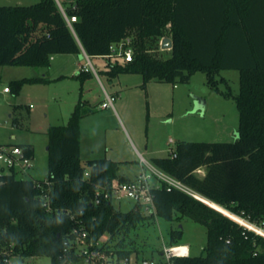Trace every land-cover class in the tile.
<instances>
[{"label":"trees","instance_id":"trees-1","mask_svg":"<svg viewBox=\"0 0 264 264\" xmlns=\"http://www.w3.org/2000/svg\"><path fill=\"white\" fill-rule=\"evenodd\" d=\"M62 7L56 0L30 5H0V66L48 67L56 54L90 57L110 54V46L130 38V62L109 59L103 71L110 79L141 74L151 80L188 82L204 72L216 91L222 70H238L240 90L233 97L239 111L238 138L233 142H190L176 145V157L153 158L158 168L180 179L207 199L264 228V0H74ZM66 16L77 20L68 24ZM169 25V31L166 27ZM170 37V56L160 41ZM92 75L82 70L83 82ZM22 78L11 89L19 93ZM222 81L227 82L222 77ZM93 111L84 100L76 104L66 125H52L48 135L46 179L18 178L15 170L0 173V255H45L63 264V238L82 219L94 240L120 255H130L122 239L110 241L126 227L150 217L168 221L183 217L207 227V244L199 256H178L172 264H264V237L247 230L220 211L178 189L152 188L155 212L144 214L135 205L127 212L110 201L93 203L96 188L111 181H129L118 172L121 162L109 158L81 159V119ZM17 118L12 120L17 126ZM6 145V144H1ZM33 157L31 145H21ZM204 167L203 176L196 171ZM7 170V171H6ZM86 173L88 174L86 176ZM51 183L49 207L38 183ZM182 227L172 229L170 245H178ZM162 252V251H161Z\"/></svg>","mask_w":264,"mask_h":264},{"label":"rangeland","instance_id":"rangeland-1","mask_svg":"<svg viewBox=\"0 0 264 264\" xmlns=\"http://www.w3.org/2000/svg\"><path fill=\"white\" fill-rule=\"evenodd\" d=\"M37 1L39 0H0V5H30ZM59 1L64 7L71 5L64 3V0ZM166 30L169 31V25ZM160 50L163 57L170 56L169 49L160 47ZM108 61V58L91 57V62L98 69L100 80L94 76L93 80L87 79L84 85L78 78L79 70L76 71L77 63L88 62L83 52L57 54L51 60L52 68L0 66V143L31 145L34 148L33 167L27 169L26 173H18V178L46 179L48 128L52 125H66L80 98H87L91 92L94 100L95 96L103 91L100 82L108 92L115 90L110 83L116 85L119 80L122 84L128 82L133 86L126 91H129L131 97L132 129L127 116L120 110L118 96L115 95V109L123 118L124 125L120 124V121L118 124L106 114H100L89 120L84 127L87 131L93 125V128L96 127L99 131L95 140L97 156H103L106 152L104 156L107 158L110 155L116 157L121 160V169L124 168L131 176L143 169L142 157L154 164L153 156H167L168 151L175 149L178 142H233L238 138L239 111L236 102L233 97L223 94L230 92L235 96L239 93L238 70H222L217 75L221 92L208 84L206 74L201 71L194 73L188 82L167 83L151 80L144 87L141 74H120L118 78L110 79L103 72ZM42 72H46V75ZM222 77L226 78L230 87L227 82L221 80ZM22 78L44 81L25 83L19 93H15L11 89L12 84ZM6 86L11 89L8 93L3 92ZM118 93L124 95L123 90ZM196 99L205 102L204 112L195 111ZM11 113L12 117L9 116ZM12 118H17V126H13ZM12 134L16 137L12 138ZM170 138L174 143H169ZM143 144H148L149 150L153 149L157 154L145 152ZM137 148L142 151V156ZM88 158L89 156H82V162L85 163ZM144 168L146 169L145 166ZM198 174L203 175L202 172ZM112 203L115 209L121 212H127L135 206V202L130 198H115ZM179 227L183 229L179 244L188 245L192 256L201 255L207 244V227L188 217L173 221L161 217L147 218L133 227L123 228L109 245H114L122 239L123 246L133 254L159 259L164 246L170 245V231ZM11 264L52 262L48 256L33 255L14 256Z\"/></svg>","mask_w":264,"mask_h":264},{"label":"built area","instance_id":"built-area-1","mask_svg":"<svg viewBox=\"0 0 264 264\" xmlns=\"http://www.w3.org/2000/svg\"><path fill=\"white\" fill-rule=\"evenodd\" d=\"M62 11L65 14V10L59 0H56ZM68 24L72 27V23L77 20L76 16H66ZM162 40L160 41V45ZM88 59V62L82 66V70L92 71L97 73L95 67L91 62V57L84 52ZM105 58L116 61L118 59L130 62L134 58V48L130 38L122 39L110 46V54L104 56ZM10 87L6 86L3 88L4 93L10 92ZM116 97L109 93H105V99L101 103V108H112L115 109ZM169 143H174L173 139H170ZM168 155L176 157V150L170 149ZM0 173L2 169L15 170L18 173H26L27 169L33 167V157L27 156L23 147L14 144H6L0 146ZM142 164L146 167L144 170L134 179L129 181H119L117 179L111 181L106 186H98L95 191L93 203L96 205L101 204L102 201L113 202L115 198H130L135 202V205L141 207V209L148 214L155 212V204L153 200L152 188L164 185L167 190L178 189L183 191L196 199L208 204L207 201H211L192 189L186 183L176 178L175 176L167 173L166 171L158 168L154 164L149 163L142 158ZM143 166V167H144ZM88 174L86 173V176ZM46 187L43 184L38 183V187L41 189L40 197L44 200V204L49 207V193L51 190V183L46 180ZM213 202V201H211ZM215 203V202H213ZM217 204V203H216ZM219 205V204H217ZM221 206L223 209L232 213L236 218L246 220L248 223L256 226L258 229L263 230L264 228L250 222L248 219L236 214L227 208ZM213 207V206H211ZM215 208V207H213ZM220 211L219 209L215 208ZM223 213L222 211H220ZM226 215L225 213H223ZM227 217L234 220L240 226L247 230H251L256 234L263 236L256 230L247 227L242 224L238 219L226 215ZM75 221L73 228L64 235L63 238V253L62 263L63 264H172L175 257L178 256H189L191 254L190 248L186 244L169 245L164 246L162 252L159 255V259L142 257L138 254L120 255L117 250L110 249L104 244L108 241L106 235L101 236L99 239L94 240L91 237V232L85 226L82 219L76 218L72 215ZM15 255L12 249H4L0 255V264H11V259Z\"/></svg>","mask_w":264,"mask_h":264},{"label":"crops","instance_id":"crops-1","mask_svg":"<svg viewBox=\"0 0 264 264\" xmlns=\"http://www.w3.org/2000/svg\"><path fill=\"white\" fill-rule=\"evenodd\" d=\"M73 1L74 0H64V3H67V2L68 3H73ZM56 55H53L51 57V60H53ZM96 58H101V57H96ZM82 66H84V64H82L81 62L77 63L76 71L79 70V75H80V72L82 71ZM93 66L95 67V69L97 71L98 70L97 67L95 65H93ZM104 66L107 68V64H105ZM48 67L52 68L51 67V63H50V66H48ZM102 71H103V69H102ZM42 73H44V75H46V72H42ZM91 73H92V75L90 77H88L85 80H83V82L81 81V83L83 85L85 84V82H87V79H90V80L92 79L93 80L94 76H96L98 78V80H100L97 73H94L92 71H91ZM79 75H78V78H79ZM118 76L116 78H118ZM79 80H81V79L79 78ZM100 84H101V87H102L103 91H101V92L99 91L100 93L97 96H95L96 98L94 100L92 99V95H90L91 92L88 93V97L87 98H84V99L80 98L81 100H84L87 103L88 107L93 109V111L90 114L84 116L81 119V121H80V129H81V159H82V156H85V155H86V157L89 156L88 159L105 158V157L107 158V156H104V155H106V152H105V154H103V156L102 155L97 156V154H96L97 147H96L95 140L97 138V133L99 132L97 130V128L96 127H95L96 129L93 128V125L87 131L84 128L85 124H87V122H89V120H91L94 116L100 115V114H106L107 116H110V117L114 118L117 122L120 121V124L124 125L123 118L120 116L119 112L116 111V109H112V108L103 109V108H101V103L105 99V93H109L111 95L118 96V100H119L118 106H119L120 110H122L123 113L127 116V121L129 123V125L131 126V129L133 128V124H132V121H131V118H130V110H132L131 97H129V94H130L129 91L126 93L127 90L133 88L132 84H128V82H125V84H122L120 80L116 83V85L113 82H111L110 84H111L112 89L113 88L115 89L114 91H111V92H108L106 90V88L102 85V82H100ZM121 90H123L124 95L121 94V93H118L119 91L121 92ZM12 115L13 114L11 113L9 116L12 117ZM13 119L14 118H12V120ZM118 124H119V122H118ZM11 137L15 138L16 136H15V134H12ZM170 139H172V138H170ZM170 139H169V141H170ZM14 145H18V144H14ZM142 147L145 150V152L149 153V151H150L151 155L152 154L153 155L157 154V152H155V150H153V149L149 150L148 144H143ZM137 150H138V153L142 156L143 155L142 151H140L139 148H137ZM155 157H157V156H153V158H155ZM108 158L112 159L114 161L121 162V160H118L116 157L111 156V155ZM142 158H144V157H142ZM121 166L122 165H120V170H119L118 173L120 175L124 176L125 178L130 179V180L136 178L144 170V167H143V169H141L135 175L131 176L124 168L121 169ZM198 172H202V174L204 175V173H205L204 167L199 168L196 171V173L198 174ZM203 175H201V176H203ZM139 256H142V255H139Z\"/></svg>","mask_w":264,"mask_h":264},{"label":"water","instance_id":"water-1","mask_svg":"<svg viewBox=\"0 0 264 264\" xmlns=\"http://www.w3.org/2000/svg\"><path fill=\"white\" fill-rule=\"evenodd\" d=\"M173 46V42L172 39L170 37H164L162 39V43H161V48L162 49H172ZM204 107H205V102L201 99H196V106H195V111L196 110H202V112H204Z\"/></svg>","mask_w":264,"mask_h":264},{"label":"bare ground","instance_id":"bare-ground-1","mask_svg":"<svg viewBox=\"0 0 264 264\" xmlns=\"http://www.w3.org/2000/svg\"><path fill=\"white\" fill-rule=\"evenodd\" d=\"M207 202H208L211 206H213V207L219 209L220 211H222L223 213H225L226 215H230L231 217L236 218L235 215H233L232 213H230V212H228L227 210L223 209L221 206L217 205L216 203H213V202H211V201H207ZM236 219H238L242 224L246 225L247 227H249V228H251V229H254V230H256L258 233H261L262 235H264V231H263V230L258 229L256 226H254V225L248 223L246 220L241 219V218H238V217H237Z\"/></svg>","mask_w":264,"mask_h":264}]
</instances>
